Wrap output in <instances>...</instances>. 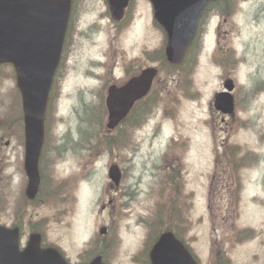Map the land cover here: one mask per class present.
Returning <instances> with one entry per match:
<instances>
[{
	"label": "rangeland",
	"instance_id": "1",
	"mask_svg": "<svg viewBox=\"0 0 264 264\" xmlns=\"http://www.w3.org/2000/svg\"><path fill=\"white\" fill-rule=\"evenodd\" d=\"M218 5L223 11L212 8L201 28L199 60L190 54L181 73L184 66L152 61L165 37L149 0H135L126 19L113 24L99 16L105 0H82L52 91L41 163L46 184L35 201L24 194L15 71L0 66V222L20 227L22 246L30 231L40 232L72 264L86 250V257L100 253L105 264H145L140 251L147 236L179 222L199 264H264V0ZM229 54L231 64L216 62ZM133 60L159 70L147 100L151 112L144 121L135 118L134 128L124 121L116 137L96 133L88 142L82 128L89 108H102L108 87L124 82ZM228 78L235 84L232 116L213 106ZM106 120L105 111L104 127ZM63 133L62 151H54L50 137ZM114 163L125 171L119 198L109 185Z\"/></svg>",
	"mask_w": 264,
	"mask_h": 264
},
{
	"label": "water",
	"instance_id": "2",
	"mask_svg": "<svg viewBox=\"0 0 264 264\" xmlns=\"http://www.w3.org/2000/svg\"><path fill=\"white\" fill-rule=\"evenodd\" d=\"M129 0H109L123 9ZM215 0H150L155 23L166 36L165 55L169 63L179 65L190 46L199 19L207 5ZM70 0H0V65L10 63L16 72L21 94L27 175L26 195L37 194L40 175L39 156L44 140V119L52 81L60 62L70 15ZM157 69L149 67L120 87L107 90V128H115L134 103L149 92ZM228 92L216 95L214 106L223 113L233 112L230 91L232 82L224 84ZM109 178L119 184L117 165L109 167ZM105 229L101 228L100 233ZM150 264H198L185 245L166 231L149 251ZM0 264H69L55 247L40 246V235L32 234L20 247L19 229L0 224ZM87 264H103L100 256Z\"/></svg>",
	"mask_w": 264,
	"mask_h": 264
},
{
	"label": "flooded vegetation",
	"instance_id": "3",
	"mask_svg": "<svg viewBox=\"0 0 264 264\" xmlns=\"http://www.w3.org/2000/svg\"><path fill=\"white\" fill-rule=\"evenodd\" d=\"M106 3H107V7H105V10H102V12L99 14V16L101 15L102 18H105L106 16L108 17V20L111 24L114 23V21H123L124 19H126V15L128 13V11L130 10L131 6H132V3L135 1V0H129L128 1V4L127 6H125L123 9H118L116 6H113V5H110V2L109 0H105ZM71 2V10H70V16H69V21H68V28H67V32H66V35H65V38H64V42H63V50H62V58H61V61H60V66L62 65L63 63V60H64V56H65V51H69L70 49L68 48V46L71 48L72 46V41L69 42V35L71 34V31H72V27L74 25V22L78 19V16L80 14V7L82 6V0H70ZM217 5V3H212L210 4L206 10L204 11L201 19H200V22H199V26H198V31H197V34H196V37L194 38L193 42H192V45L190 46L189 50H188V55L191 53H193L192 56L195 57V60H199L198 58V54L200 52V48H201V44L199 45L198 42L200 43V40H202V35L200 32H201V28L203 27V24H204V21L206 19V16L208 15V10L209 9H212L213 7H215ZM212 12V11H210ZM219 29H217V36L220 35L219 34ZM206 35H207V32H206ZM68 48V49H67ZM216 50H222L220 47L219 49L217 48ZM187 59V55L185 56V60ZM135 62L136 60H133V61H130V66L131 67H134L136 68L134 70V68L131 70V71H126L125 74H124V81H127L129 78H132L134 76H138L140 75V73L142 72V70L144 69V66L143 65H140L139 66H134L135 65ZM185 65V63H183L182 65L178 66V67H183ZM192 65V64H191ZM121 67H124L121 65ZM129 67V66H128ZM145 67H148V66H145ZM186 67V66H184ZM194 67V66H193ZM64 134V133H63ZM62 135V134H61ZM67 137L68 135L64 134L63 137L59 136L58 137H54L53 135H51L50 139H51V142L53 141V139L56 142V145L53 146V150L56 151V150H61L60 147L61 145L58 144L59 141H62L66 138L67 140ZM45 139L46 141L48 140V132L45 133ZM62 151V150H61ZM61 155V153L59 154V156ZM121 168V167H120ZM121 171H122V176H121V180H120V183L117 185V184H112L110 183V187L115 191V194H117V192L120 190L121 188V185H122V179L123 177L125 176V171L123 168H121ZM118 198H119V195L117 194ZM110 204L113 208H116L117 207V198H115V203H112V199L110 200ZM104 207V206H103ZM30 233H33L32 231H30ZM41 246H46V243L42 237V241H41Z\"/></svg>",
	"mask_w": 264,
	"mask_h": 264
},
{
	"label": "trees",
	"instance_id": "4",
	"mask_svg": "<svg viewBox=\"0 0 264 264\" xmlns=\"http://www.w3.org/2000/svg\"><path fill=\"white\" fill-rule=\"evenodd\" d=\"M218 4V3H217ZM157 52H153L152 53V56H151V58L154 60V61H161L163 64H167L168 65V63L166 62V60H165V56H164V50H163V48L161 49V51H158V53L156 54ZM186 62V61H185ZM184 62V63H185ZM170 66V65H169ZM170 67H173V66H170ZM175 68V67H174ZM185 72V71H184ZM151 97V95H149L146 99H144L143 101H141L140 103H138V105L137 106H139L140 107V115H135V114H133V112H134V110L136 109V107L131 111V113L129 114V117L131 118H127L126 119V121L128 120V121H132V125L130 126L131 128H134V127H136L139 123H136V121L134 120L135 118H139V117H141L140 119H143V121H144V118H146V116L151 112V109H152V106L153 105H151L150 103H148L147 102V100L149 99ZM51 99H52V94H51V96H50V100H49V105H48V109H47V115H46V121H45V127H46V129H48V115H49V109H50V102H51ZM147 102V104H146V110L145 111H143L142 112V107H143V105L145 104ZM100 104H102V108H98L97 106L95 107H91V108H89V111H88V114L87 115H90L87 119H89V120H87V123H88V128H86V127H83L82 129H84L85 130V135L87 134V136H86V138H88L87 139V141L88 142H92V139L95 137L94 136V134H98V137L100 138V139H103V137H106V138H108V134H110V133H113L114 134V136L116 137L117 136V132H115V131H117V129H115L114 131H109V130H107V128L105 129V127H104V125H103V120H104V117H105V111H106V109H105V106L103 105V102L101 101V103ZM138 107V108H139ZM137 108V109H138ZM136 109V110H137ZM99 123H101V124H99ZM103 130H105L106 131V133L105 132H103ZM115 132V133H114ZM103 136V137H102ZM121 139V138H120ZM119 139V140H120ZM112 143H115V142H111L110 144H112ZM106 144H108V143H106ZM107 146H110V145H107ZM235 152H231L230 154H234ZM44 156V155H43ZM43 156H42V158H41V160H40V164L42 163V160H43ZM243 161V159L240 161V162H242ZM41 179H42V183H41V188H40V190H39V192H38V195H37V197L35 198V200H37V199H39V197H40V194L43 192V189H44V187H45V184H46V181H45V176H44V174H43V172L41 171ZM186 197H183V199H185ZM159 208H160V212H161V209L163 210V206L162 205H159ZM177 216H179V215H177ZM161 225V224H160ZM164 230H172L175 234H176V236H178L180 239H183L182 238V231H180L179 230V222L177 223V224H175L172 228L171 227H168V226H165V227H160V228H158V229H156L155 231H152L148 236H147V241H146V243L143 245V247H142V249H141V251H140V255L141 256H143L144 257V262H145V264H150L149 263V260H148V251H149V248H150V246H151V244H152V242L157 238V236L162 232V231H164ZM88 252L89 251H85V253H84V255H82L81 256V259L82 260H88L91 256H88V257H86L85 255L86 254H88ZM223 263V262H222Z\"/></svg>",
	"mask_w": 264,
	"mask_h": 264
},
{
	"label": "bare ground",
	"instance_id": "5",
	"mask_svg": "<svg viewBox=\"0 0 264 264\" xmlns=\"http://www.w3.org/2000/svg\"><path fill=\"white\" fill-rule=\"evenodd\" d=\"M90 227V226H89ZM87 230H88V228H87Z\"/></svg>",
	"mask_w": 264,
	"mask_h": 264
}]
</instances>
